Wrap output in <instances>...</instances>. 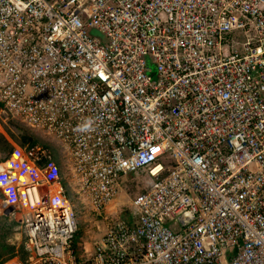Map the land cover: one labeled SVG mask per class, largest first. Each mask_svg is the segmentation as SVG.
<instances>
[{
  "label": "built area",
  "instance_id": "2783aa9c",
  "mask_svg": "<svg viewBox=\"0 0 264 264\" xmlns=\"http://www.w3.org/2000/svg\"><path fill=\"white\" fill-rule=\"evenodd\" d=\"M0 115L59 143L104 221L152 180L79 256L52 152L14 144L3 264H264V0H0Z\"/></svg>",
  "mask_w": 264,
  "mask_h": 264
},
{
  "label": "rangeland",
  "instance_id": "374dc122",
  "mask_svg": "<svg viewBox=\"0 0 264 264\" xmlns=\"http://www.w3.org/2000/svg\"><path fill=\"white\" fill-rule=\"evenodd\" d=\"M98 37H101L100 34H98ZM150 69L153 73L151 77L153 79H156L157 74L155 72V65L151 63ZM1 119H5V117L0 115V124H2ZM10 121L11 120L6 121L7 125L11 128V130L16 133L18 129L14 127L13 124L11 125ZM17 123L18 127L27 129V127L21 124L20 122L17 121ZM33 133L39 136L41 138V141L44 142L45 145H48V147H52L57 152L60 165V173L64 179V182L67 185V188L70 189V191L72 192L71 199L75 206V211L78 215L79 230H81L82 232V235L79 238L78 242L75 243L74 241V244L76 245L75 249H78V255L81 256L86 250L91 251L93 244L103 238L105 234L106 223H113L118 218L127 217L129 213V202L138 194L144 192L150 186L152 180L142 172L133 174L129 177H125L123 179L122 190L120 191L116 199L112 203H110L107 212L103 214V217L108 218L107 221H104L102 218L97 217L95 215V212L91 209L86 199H84L83 197L80 198V196L75 193L74 190L76 186L72 181V174L69 168V162L64 154V150L59 145V143L52 137H49L48 135H45L43 133L34 131ZM1 157L2 156H0V158ZM8 226H10V223L6 219L1 218L0 243H5L6 245H9L16 249V246H13L9 242V239H11L15 234L13 229L14 227L11 230L8 229ZM9 231L11 232L7 235V232Z\"/></svg>",
  "mask_w": 264,
  "mask_h": 264
},
{
  "label": "trees",
  "instance_id": "16d2710c",
  "mask_svg": "<svg viewBox=\"0 0 264 264\" xmlns=\"http://www.w3.org/2000/svg\"><path fill=\"white\" fill-rule=\"evenodd\" d=\"M14 122L17 123L16 120L10 121L11 125L13 124L14 127H16L18 129V131L16 133L13 130H11V128L8 125H5L4 128H5V132L8 134V136L15 143H17L20 147H23V148H25L27 146L35 147L36 145L45 146L46 148L50 149V151L52 152V154L54 156L56 164H58V166L60 167L57 152L52 147H48V145H45V143L41 141V138L39 136L35 135L32 130H30L28 128H27L28 129L27 130V129H23L21 127H18V123L16 124ZM13 151H14V146L7 139L6 135L0 132V155L2 156L0 158V164L9 160ZM61 178L63 180L66 195L72 201V199H71L72 192L70 191V189L67 188V185L64 182V179L62 176H61ZM13 227H14V224H10V226H8V229L12 230ZM10 232L11 231L7 232V235L10 234ZM81 235H82V232H81V230H79V232L77 233L75 240H74L75 243L78 242ZM74 246H76V245L74 244ZM15 254H16V249L14 247L6 245L5 243H0V264H3L5 261H7L6 259L13 258L15 256ZM77 255H78V249H77Z\"/></svg>",
  "mask_w": 264,
  "mask_h": 264
},
{
  "label": "bare ground",
  "instance_id": "6f19581e",
  "mask_svg": "<svg viewBox=\"0 0 264 264\" xmlns=\"http://www.w3.org/2000/svg\"><path fill=\"white\" fill-rule=\"evenodd\" d=\"M18 155H15V157H13L11 160L7 161L6 163H4L3 165L0 164V172L4 169V168H11L13 167V165H15V161L17 159ZM0 179H5L4 176H1ZM6 204L4 203H0V214L5 213L6 212Z\"/></svg>",
  "mask_w": 264,
  "mask_h": 264
},
{
  "label": "crops",
  "instance_id": "0c3cea01",
  "mask_svg": "<svg viewBox=\"0 0 264 264\" xmlns=\"http://www.w3.org/2000/svg\"><path fill=\"white\" fill-rule=\"evenodd\" d=\"M1 132V131H0ZM1 133L5 134L7 139L10 141V143L14 146L15 145H18L17 143H15L9 136L8 134L5 132V131H2ZM1 156V155H0Z\"/></svg>",
  "mask_w": 264,
  "mask_h": 264
},
{
  "label": "clouds",
  "instance_id": "9594fccd",
  "mask_svg": "<svg viewBox=\"0 0 264 264\" xmlns=\"http://www.w3.org/2000/svg\"><path fill=\"white\" fill-rule=\"evenodd\" d=\"M87 128H88V125L86 124L85 126H84V129H82V130H87ZM79 232V231H78ZM77 250V249H76Z\"/></svg>",
  "mask_w": 264,
  "mask_h": 264
}]
</instances>
